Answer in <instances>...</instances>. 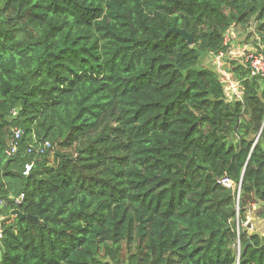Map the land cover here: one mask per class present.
<instances>
[{"label": "trees", "instance_id": "16d2710c", "mask_svg": "<svg viewBox=\"0 0 264 264\" xmlns=\"http://www.w3.org/2000/svg\"><path fill=\"white\" fill-rule=\"evenodd\" d=\"M242 47L264 53V0H0V221L26 214L0 264H264L243 224L264 218V75Z\"/></svg>", "mask_w": 264, "mask_h": 264}, {"label": "built area", "instance_id": "2783aa9c", "mask_svg": "<svg viewBox=\"0 0 264 264\" xmlns=\"http://www.w3.org/2000/svg\"><path fill=\"white\" fill-rule=\"evenodd\" d=\"M232 53L234 55H241L242 58L246 59L247 61H249L251 63L252 66V73L253 74H261L264 75V54L263 53H255L252 49H248L247 47H242L239 50L236 51H232ZM221 57V55H220ZM221 58H218L219 61V65L220 68L222 67V62L220 61ZM221 71L226 74V71L221 69ZM13 137L10 139V147L6 150L7 155L8 156H12L15 153L18 152L19 149V142L20 139L23 137L24 134V130L20 127H16L14 128V132H13ZM35 137V143L32 144L29 149L28 152L29 153H43L46 149H50L52 144L50 141L48 140H44V141H39L36 140V136ZM25 172L24 173H28L32 170L33 168V163H27L25 165ZM224 183L228 186H230L232 184L231 180L229 178H226L224 180ZM248 223V222H247ZM2 235L1 230H0V236Z\"/></svg>", "mask_w": 264, "mask_h": 264}, {"label": "clouds", "instance_id": "9594fccd", "mask_svg": "<svg viewBox=\"0 0 264 264\" xmlns=\"http://www.w3.org/2000/svg\"><path fill=\"white\" fill-rule=\"evenodd\" d=\"M253 50V49H252ZM254 51V50H253ZM256 53V52H255ZM257 54H259V53H257ZM264 54V53H263ZM245 61L246 62H249V61H247L246 59H245ZM251 64V63H250ZM252 67V66H251ZM221 69H223V70H225L223 67H221L220 68V71H221ZM226 71V70H225ZM222 72V71H221ZM222 74H223V77L225 78V79H227V80H229L230 82H229V86H228V89H229V92H231L230 91V86L233 84V83H235L236 84V90L238 91V87H237V83L236 82H233V81H231L230 80V78H231V73H228L227 71H226V74H224L223 72H222ZM253 74V73H252ZM253 75H257V74H253ZM259 75H261V74H259ZM235 91V92H231L232 94H237V95H239L240 96V92L238 91ZM12 113H14V114H17V113H19L18 112V109H13L12 110ZM16 127H19V126H13L12 128H11V135H10V139L13 137V132H14V128H16ZM21 128V127H20ZM23 129V128H22ZM24 130V129H23ZM261 132H262V130H261ZM261 132L259 133V135H258V137H257V140H258V138L260 137V134H261ZM24 134H25V131H24ZM23 134V135H24ZM34 136H36L35 134H33V143H31L30 145H29V147L32 145V144H34L35 142V137ZM23 138V137H22ZM22 138L20 139V142H21V140H22ZM10 139H9V147H10ZM36 140H38L37 139V137H36ZM44 140H47V139H42L41 141H44ZM48 141H50V140H48ZM20 142H19V148H20ZM51 142V141H50ZM51 144H52V146H51V148L50 149H46V151L47 150H50V151H55V146H54V144L51 142ZM8 147V148H9ZM29 147H28V149H29ZM7 148V149H8ZM6 149V150H7ZM28 149H27V152H28ZM18 151H19V149H18ZM29 153V152H28ZM44 153V152H43ZM43 153H40V152H37V153H35V154H43ZM7 154V153H6ZM29 154H31V153H29ZM8 156V155H7ZM8 157H10V156H8ZM28 163H30V162H28ZM31 163H33V167H34V162H31ZM27 164V163H26ZM25 164V165H26ZM26 168V167H25ZM32 170H33V168H32ZM31 170V171H32ZM30 171V172H31ZM24 172H25V169H24ZM30 172H28V173H24V174H29ZM226 178H229L230 180H231V182H232V184L230 185V186H228V185H226L225 183H224V180L226 179ZM219 182L220 183H222L224 186H226V187H228V188H233V189H236V192H237V204H236V207H237V213H238V216H239V214H240V197H241V192H242V184L241 183H239L238 185L234 182V180L232 179V178H230L229 176H224V177H222L220 180H219ZM23 199H24V193H22L17 199H16V203L17 204H20L22 201H23ZM4 204H6V203H4V201L3 200H0V209H2L3 208V206H4ZM264 204V203H263ZM14 210H16V209H13L12 210V212H11V215H10V217H8V218H4V220L3 221H0V230H1V233H2V235H3V225L5 224V223H7V222H10L11 220H13V219H15V217L16 216H18L17 214H15L13 211ZM19 210V209H18ZM250 213L251 214H253L254 216H255V219H257V217H256V212L252 209L251 211H250ZM1 217V216H0ZM239 219V218H238ZM248 222V223H247ZM254 218H251V217H249V214L247 215V220H246V222H244L243 224H244V226L245 227H247V229L249 230V232H253V231H256L255 230V228H254ZM240 224V220H238V235L240 234V227H241V225H239ZM252 229H254V230H252ZM2 235L0 236V237H2ZM237 251H238V254H239V252H240V249H241V246H240V243L237 245Z\"/></svg>", "mask_w": 264, "mask_h": 264}, {"label": "water", "instance_id": "95a60500", "mask_svg": "<svg viewBox=\"0 0 264 264\" xmlns=\"http://www.w3.org/2000/svg\"><path fill=\"white\" fill-rule=\"evenodd\" d=\"M169 32H175L180 34L188 44L192 45L194 43L195 34L193 32H189L186 28H178L173 27L168 30ZM15 214H17L19 217H26V214H23L20 210L16 209L13 211ZM31 220L35 221L36 217L28 216Z\"/></svg>", "mask_w": 264, "mask_h": 264}, {"label": "rangeland", "instance_id": "374dc122", "mask_svg": "<svg viewBox=\"0 0 264 264\" xmlns=\"http://www.w3.org/2000/svg\"><path fill=\"white\" fill-rule=\"evenodd\" d=\"M230 91L231 92H235V91H237L236 90V84L235 83H233L231 86H230ZM238 92V91H237ZM252 209L255 211V212H260L261 213V211H262V208H261V206H258V205H255V204H253V206H252ZM249 217H251V218H254V228H255V230L257 231V232H259V233H262V234H264V218L263 217H261V216H256L257 217V219H255V216L253 215V214H251V213H249ZM252 230H254V229H252Z\"/></svg>", "mask_w": 264, "mask_h": 264}]
</instances>
